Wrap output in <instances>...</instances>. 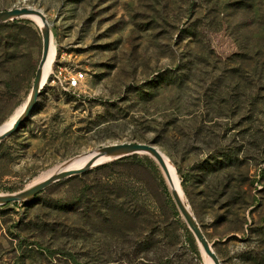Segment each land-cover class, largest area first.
Here are the masks:
<instances>
[{"label":"rangeland","instance_id":"rangeland-1","mask_svg":"<svg viewBox=\"0 0 264 264\" xmlns=\"http://www.w3.org/2000/svg\"><path fill=\"white\" fill-rule=\"evenodd\" d=\"M22 6L46 15L55 56L0 142V193L104 145L153 144L221 263L264 264V0H0ZM41 55L30 17L0 23V126ZM132 155L0 205V264H119L123 250L136 264H205L158 162Z\"/></svg>","mask_w":264,"mask_h":264},{"label":"water","instance_id":"water-1","mask_svg":"<svg viewBox=\"0 0 264 264\" xmlns=\"http://www.w3.org/2000/svg\"><path fill=\"white\" fill-rule=\"evenodd\" d=\"M30 15H37L44 22V26L40 29L42 34V55L35 73V81L32 85L31 92L25 103L26 105L24 112L21 116L16 118L11 127L3 130L0 133V142L3 141L6 137H8L10 134H12L16 129H18V127L23 123V121H25V119L28 117L30 111L33 109L36 103L37 96L40 92V89L42 88L40 86L42 68L49 54L52 36V31L47 21L46 15L41 10L26 6L0 10V23L11 21L19 17H28ZM88 153L92 155L89 157L87 163L80 168H63L51 174L47 178L37 183H34L28 187H25L24 189L18 192L0 193V205L16 201H26L27 199L40 193L44 188L54 182L71 177L76 174L83 173L87 170H90L94 166L102 165L108 161L116 160L121 157L136 153H147L152 156L158 162L163 172L167 174L166 161L164 159L163 152L153 144L141 142H120L104 145L95 150H90L88 151ZM106 156H111V158L109 160L98 161L102 158H106ZM171 194L179 211L185 218L189 229L198 241L201 250L204 251L212 259L214 264H222L219 257L208 242L202 228L194 217L189 203H187L188 206H186L181 200L177 191H171Z\"/></svg>","mask_w":264,"mask_h":264},{"label":"bare ground","instance_id":"bare-ground-1","mask_svg":"<svg viewBox=\"0 0 264 264\" xmlns=\"http://www.w3.org/2000/svg\"><path fill=\"white\" fill-rule=\"evenodd\" d=\"M30 17L41 29L44 26V22L40 19L39 16L37 15H30L28 16ZM54 56H55V46L54 43L52 41V36H51V46H50V50H49V54L47 57V60L42 68V77H41V81H40V86L42 87L43 83L45 82V80L48 78L49 74L52 71V67H53V61H54ZM26 103V102H25ZM21 105L11 116L8 120H6L1 126H0V133L11 127L12 124L14 123V121L16 120L17 117L21 116L24 112L25 109V105L26 104ZM92 154L85 152L83 154L74 156L69 158L68 160H65L61 163H58L57 165H54L48 169H45L44 171H41L37 176H35L27 185L26 187L37 183L45 178H47L48 176H50L51 174L59 171L60 169L63 168H80L83 165H85L89 159V157ZM164 155V159L166 161V167H167V174L164 173L165 175V179L166 182L168 184V187L171 191H177V193L179 194L181 200L184 202V204L186 206L187 205V200L184 196L183 190L181 188V184H180V179L178 177L177 171L174 167V165L172 164V162L170 161V159L168 158V156L163 153ZM111 158V156H106V158H102L98 161H103V160H109ZM203 256H204V262L205 264H214L212 259L203 251Z\"/></svg>","mask_w":264,"mask_h":264},{"label":"trees","instance_id":"trees-1","mask_svg":"<svg viewBox=\"0 0 264 264\" xmlns=\"http://www.w3.org/2000/svg\"><path fill=\"white\" fill-rule=\"evenodd\" d=\"M128 159H137V155L124 156V157H121V158L111 162V163L102 164L97 168H105L108 165L119 164V163H122ZM2 206H4V205H2ZM187 239H188L189 244L192 246V248L196 250L195 240L189 231H187ZM124 251L125 250L121 251L122 254H121L120 258L117 260V261H119V264H136V263H134V259L130 258V254L124 253ZM123 257H124V259H123Z\"/></svg>","mask_w":264,"mask_h":264},{"label":"built area","instance_id":"built-area-1","mask_svg":"<svg viewBox=\"0 0 264 264\" xmlns=\"http://www.w3.org/2000/svg\"><path fill=\"white\" fill-rule=\"evenodd\" d=\"M56 76V74H54ZM83 78V73L81 71H75L67 78V86L69 88H76L80 85V82ZM52 81H55L54 77L52 78Z\"/></svg>","mask_w":264,"mask_h":264}]
</instances>
